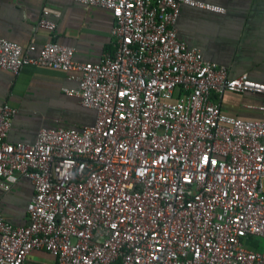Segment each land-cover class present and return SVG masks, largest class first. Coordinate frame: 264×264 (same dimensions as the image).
<instances>
[{
	"label": "built area",
	"instance_id": "2783aa9c",
	"mask_svg": "<svg viewBox=\"0 0 264 264\" xmlns=\"http://www.w3.org/2000/svg\"><path fill=\"white\" fill-rule=\"evenodd\" d=\"M107 9L113 49L96 61L74 48L0 37V69L68 72L62 91L94 110L80 127H40L32 143L6 139L16 108L0 103V190L29 179L28 221L0 211V264H264V101L259 118L222 111L213 95L258 93L264 82L203 57L176 35L182 4L200 0H73ZM42 6L37 26L54 22ZM261 239L259 249L247 245Z\"/></svg>",
	"mask_w": 264,
	"mask_h": 264
},
{
	"label": "crops",
	"instance_id": "0c3cea01",
	"mask_svg": "<svg viewBox=\"0 0 264 264\" xmlns=\"http://www.w3.org/2000/svg\"><path fill=\"white\" fill-rule=\"evenodd\" d=\"M218 5L223 11L182 4L176 19V35L187 46L197 47L204 58L228 67L231 77L246 73L264 82V0H200ZM51 11L44 15L54 22L48 30L38 27L42 6ZM113 19L107 9L82 6L73 0H0V37L26 46L34 41L36 54L46 41L70 45L73 58L96 61L104 51L113 49ZM68 72L47 66L26 64L17 74L0 69V103L16 108L6 139L32 143L40 127H80L94 120V110L82 106L62 87H74ZM223 112L241 118H259L260 112L246 105L263 103L258 93L224 91L218 97ZM32 194L28 178L18 175L7 191L0 190V211L13 225L28 221L26 205ZM259 249L261 239L247 240ZM29 264H55L43 250H32Z\"/></svg>",
	"mask_w": 264,
	"mask_h": 264
}]
</instances>
